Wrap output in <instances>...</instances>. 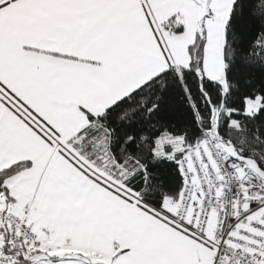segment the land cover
Wrapping results in <instances>:
<instances>
[{
	"label": "snow or ice",
	"instance_id": "obj_1",
	"mask_svg": "<svg viewBox=\"0 0 264 264\" xmlns=\"http://www.w3.org/2000/svg\"><path fill=\"white\" fill-rule=\"evenodd\" d=\"M0 264H264V0H0Z\"/></svg>",
	"mask_w": 264,
	"mask_h": 264
},
{
	"label": "crops",
	"instance_id": "obj_2",
	"mask_svg": "<svg viewBox=\"0 0 264 264\" xmlns=\"http://www.w3.org/2000/svg\"><path fill=\"white\" fill-rule=\"evenodd\" d=\"M187 14L189 15V17L193 16V13L190 10L187 12ZM177 46L179 47L180 45H177Z\"/></svg>",
	"mask_w": 264,
	"mask_h": 264
}]
</instances>
